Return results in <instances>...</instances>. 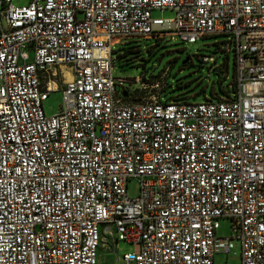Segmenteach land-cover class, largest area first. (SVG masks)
<instances>
[{"label": "built area", "instance_id": "obj_1", "mask_svg": "<svg viewBox=\"0 0 264 264\" xmlns=\"http://www.w3.org/2000/svg\"><path fill=\"white\" fill-rule=\"evenodd\" d=\"M210 35L236 59L227 98L113 74L122 39ZM233 239L264 264V0H0V264H215Z\"/></svg>", "mask_w": 264, "mask_h": 264}, {"label": "rangeland", "instance_id": "obj_2", "mask_svg": "<svg viewBox=\"0 0 264 264\" xmlns=\"http://www.w3.org/2000/svg\"><path fill=\"white\" fill-rule=\"evenodd\" d=\"M16 5H26L30 0H13ZM154 16L172 17L171 10H154ZM229 39L228 35H210L194 43L182 40L179 36H168L160 39L133 37L122 39L115 43L113 49L117 56L115 70L116 77L134 78L146 75L150 79L163 76L166 85L163 89L162 100L201 102L205 97L218 100L229 97L233 92L236 59L233 52L228 53L219 49V42ZM198 54H208L218 57L216 62L204 63ZM186 58H189L187 61ZM223 66V71L216 69ZM227 74V76H226ZM125 87L132 90L139 88V84L125 83ZM143 96L145 94H142ZM218 95V96H217ZM62 90H55L43 102L47 116L56 115L62 105ZM140 191L137 178L128 181V193L136 197ZM217 235L229 237L232 232L230 217H221ZM233 248L229 254L224 251L215 254V264H242V244L239 239H233ZM135 245L127 241H120L118 255L134 251ZM103 252V251H101ZM116 253L99 254L98 261L109 263L114 261Z\"/></svg>", "mask_w": 264, "mask_h": 264}, {"label": "water", "instance_id": "obj_3", "mask_svg": "<svg viewBox=\"0 0 264 264\" xmlns=\"http://www.w3.org/2000/svg\"><path fill=\"white\" fill-rule=\"evenodd\" d=\"M188 59H189V58H186L185 61H187ZM122 95H123L124 97H127V96H128V93H127V92H123Z\"/></svg>", "mask_w": 264, "mask_h": 264}, {"label": "trees", "instance_id": "obj_4", "mask_svg": "<svg viewBox=\"0 0 264 264\" xmlns=\"http://www.w3.org/2000/svg\"><path fill=\"white\" fill-rule=\"evenodd\" d=\"M115 52V51H114ZM117 57V56H116ZM201 60V59H200ZM202 61V60H201ZM216 69H219V71H223V69L221 68H216ZM218 96V95H217ZM206 98V97H205Z\"/></svg>", "mask_w": 264, "mask_h": 264}]
</instances>
